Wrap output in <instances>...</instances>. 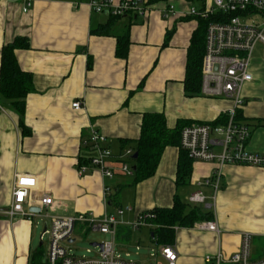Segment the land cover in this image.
Wrapping results in <instances>:
<instances>
[{
  "label": "crops",
  "instance_id": "crops-1",
  "mask_svg": "<svg viewBox=\"0 0 264 264\" xmlns=\"http://www.w3.org/2000/svg\"><path fill=\"white\" fill-rule=\"evenodd\" d=\"M27 1L32 6L24 13ZM198 1L197 9L213 3ZM191 2L152 4L146 17L117 19L112 36H97L91 31L108 24L111 16L93 13L88 0H0V65L3 47L18 37L28 39L31 48L18 50L16 57L21 69L32 75L34 87L25 104L28 134L19 126V115L0 96V264H32L42 253L45 243L41 241L35 252L33 238L34 219L43 212L46 219L80 213L103 216L130 206L132 210L118 217V245L128 246L136 239L138 246L147 240L156 248L149 228L134 231L130 224L145 212L173 207L176 197L188 203L199 191L213 209L192 206L209 210L210 220L177 227L173 246L178 255L176 264H207V258L219 256L222 264H229L246 233L253 235L252 257L257 260L263 256L264 168L227 165L218 191L201 186L215 170L212 162L193 161L187 182L179 184L178 146L167 147L156 174L134 186L129 184L132 177L117 174L107 179L99 171L82 175L78 169L83 160L87 162L84 140L92 130L105 135L113 154L109 164L117 167L123 147L133 150L141 137L147 114H163L172 130L188 123L219 121L232 107L231 101L186 89L192 39L199 29V19L182 15L192 9ZM170 4L176 13L165 18L163 10ZM127 27L131 46L127 59H121L116 55L117 36ZM253 62L250 71L254 81L244 87L246 103L240 119L252 131L248 150L264 154V71ZM77 101L83 105L80 111L72 108ZM16 175L36 177L35 203L48 194L54 200L53 207L42 209L28 203L26 210L37 215L10 221L5 212L12 202ZM106 186L113 191L108 206ZM210 221L217 223L220 233L198 228ZM158 259V264H168L163 257Z\"/></svg>",
  "mask_w": 264,
  "mask_h": 264
},
{
  "label": "built area",
  "instance_id": "built-area-1",
  "mask_svg": "<svg viewBox=\"0 0 264 264\" xmlns=\"http://www.w3.org/2000/svg\"><path fill=\"white\" fill-rule=\"evenodd\" d=\"M88 5L95 14L114 17H146L152 9L149 2L142 0H124L119 3H114L113 0H88ZM31 6L32 3L27 1L24 13H27ZM175 13L176 9L171 4L163 10L165 18ZM182 15L209 21L201 68V95L232 102V107L224 114L226 120L223 123H192L183 128L180 138L181 149L187 152L193 161L212 162L216 165L212 176L201 186H213L218 191L225 166L264 168V154L248 150L252 131L249 124L239 118V112L246 103L244 87L254 81L250 67L258 45L262 46L261 55L264 59V0H213L211 5L202 9L192 8ZM72 108L80 111L83 105L77 101L73 103ZM106 142L105 135L91 131L90 136L84 140V147L89 156L87 162L79 166V172L83 175L89 171H99L107 179H113L117 174L133 177L134 166L131 160L134 159V150L125 149L117 159L118 166H110L109 160L113 154ZM36 187V177L16 175L12 202L5 212L10 221L20 217H35L36 213L26 210L28 203L30 206L39 204L42 209L53 207L54 200L48 194L35 203L33 191ZM104 192L105 205L108 206V199L112 197L113 191L111 187L106 186ZM188 202L191 205H203L209 210L213 209V205L207 203V197L201 191L192 194ZM130 210L132 207L128 206L119 208L116 214L103 216L93 213L66 217L47 216L51 224L41 236L43 243L49 236L50 250L46 264H139L124 259L116 249L118 226L121 223L118 217ZM151 217L150 214H141L129 227L134 231L151 229L153 225L148 223ZM79 226H84L87 231L92 230L111 237V241L92 247L97 249V261H88L72 253L69 245L76 242L75 233ZM198 228L220 233L216 222L201 223ZM153 251L152 257L161 256L168 264H176L178 255L173 246H158L153 248ZM252 256L253 235L246 233L243 235L241 249L230 257L228 263L264 264V254L257 260ZM206 262L222 264V259L220 256L215 259L207 258Z\"/></svg>",
  "mask_w": 264,
  "mask_h": 264
},
{
  "label": "trees",
  "instance_id": "trees-1",
  "mask_svg": "<svg viewBox=\"0 0 264 264\" xmlns=\"http://www.w3.org/2000/svg\"><path fill=\"white\" fill-rule=\"evenodd\" d=\"M167 1L169 0H149V4L154 5ZM123 17L111 16L108 24L92 30L91 34L97 36H112L115 20ZM208 25V20L199 19V29L192 39L186 79V89L192 94H201V68L205 53V36ZM125 30L117 36L116 55L121 59H127L131 46L129 27ZM29 48H31V45L28 39L16 38L12 43L3 47L0 65V96L19 115V126L24 134L29 133L24 123L26 98L33 92L34 87L32 75L21 69L16 52L18 50H28ZM239 118H241L240 112ZM225 120L226 117L224 116L221 120L212 123H223ZM189 125L191 124L188 123L185 126L183 125L182 127L171 130L167 127L163 114H147L145 116L141 137L136 145L133 146L134 154L138 153V158L136 160L132 159L134 155L131 158L133 166H136L134 176L129 183L131 186L137 185L156 174L162 155L165 149L170 146H178L180 148L181 157L178 168V182L181 185L187 182L192 172L193 160L188 156L187 152L181 149L180 138L183 128ZM127 148L129 147L125 146L123 150ZM85 162L83 160L82 164ZM143 214H150L152 216L148 219V223L153 225L150 229L151 243L158 246H174L177 227H191L196 222L210 220L209 215L211 212L203 207L192 206L189 202L184 203L180 198L176 197L173 207L156 208ZM40 254L38 253L37 257L32 260V264L37 262Z\"/></svg>",
  "mask_w": 264,
  "mask_h": 264
},
{
  "label": "rangeland",
  "instance_id": "rangeland-1",
  "mask_svg": "<svg viewBox=\"0 0 264 264\" xmlns=\"http://www.w3.org/2000/svg\"><path fill=\"white\" fill-rule=\"evenodd\" d=\"M198 0L192 1L190 3V8L197 9L200 6ZM262 46L258 45L256 52L254 54V64L257 63L260 71H264V59L261 55ZM46 212H43L39 215V218L34 219V238H33V248L35 252H38L39 245L41 243V236L43 234L45 224L50 226L51 220L45 218ZM75 233L76 242L72 245H69L72 249V253L80 258H85L88 261H94L98 259V252L97 249L92 248V244H101L103 242L111 241V237L108 235H103L98 232H93L92 230H86L84 227H77ZM136 234V233H134ZM49 236L46 237L45 245L41 249V254L35 264H46L47 263V256L50 250V245L48 243ZM136 239L131 242L128 246L123 245H116V249L121 256L129 261L138 262L139 264H158L160 263L157 257H152L153 248L148 244L147 240H143V244L138 246L136 244ZM91 250V252H88Z\"/></svg>",
  "mask_w": 264,
  "mask_h": 264
},
{
  "label": "water",
  "instance_id": "water-1",
  "mask_svg": "<svg viewBox=\"0 0 264 264\" xmlns=\"http://www.w3.org/2000/svg\"><path fill=\"white\" fill-rule=\"evenodd\" d=\"M133 158L136 160V159L138 158V153H135ZM134 170H136V166L134 167ZM40 211H41V210H36V212H40ZM31 212H34V213H35V211H31ZM91 246H92V247H95V246H97V244L94 243V244H92Z\"/></svg>",
  "mask_w": 264,
  "mask_h": 264
}]
</instances>
